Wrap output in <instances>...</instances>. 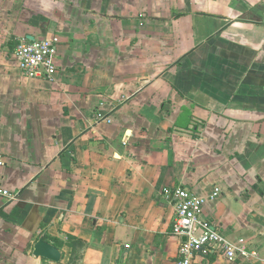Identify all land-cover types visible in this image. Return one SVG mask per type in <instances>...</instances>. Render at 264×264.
Returning <instances> with one entry per match:
<instances>
[{
    "label": "crops",
    "instance_id": "0c3cea01",
    "mask_svg": "<svg viewBox=\"0 0 264 264\" xmlns=\"http://www.w3.org/2000/svg\"><path fill=\"white\" fill-rule=\"evenodd\" d=\"M53 36L55 75L24 74ZM0 154V264H176L179 186L256 252L194 264H264V0H0Z\"/></svg>",
    "mask_w": 264,
    "mask_h": 264
},
{
    "label": "built area",
    "instance_id": "2783aa9c",
    "mask_svg": "<svg viewBox=\"0 0 264 264\" xmlns=\"http://www.w3.org/2000/svg\"><path fill=\"white\" fill-rule=\"evenodd\" d=\"M59 42L58 36L39 40L23 38L14 53L19 68L30 77L52 78L57 72L56 56ZM98 120L111 121L103 113L98 114ZM5 163L4 156L0 154V169ZM164 193L176 208L173 234L181 239L176 264H194L197 256H208L213 253L222 254L231 261L256 254L245 245L228 240L220 232L217 224L205 217V197L183 186L167 189ZM19 195L18 191L5 186L0 174V200L14 202L19 199ZM220 195L221 188L216 187L211 197Z\"/></svg>",
    "mask_w": 264,
    "mask_h": 264
},
{
    "label": "water",
    "instance_id": "95a60500",
    "mask_svg": "<svg viewBox=\"0 0 264 264\" xmlns=\"http://www.w3.org/2000/svg\"><path fill=\"white\" fill-rule=\"evenodd\" d=\"M33 255L37 258L43 257L54 262H60L63 258V252L53 243L44 239V236H40L39 239L33 245Z\"/></svg>",
    "mask_w": 264,
    "mask_h": 264
},
{
    "label": "trees",
    "instance_id": "16d2710c",
    "mask_svg": "<svg viewBox=\"0 0 264 264\" xmlns=\"http://www.w3.org/2000/svg\"><path fill=\"white\" fill-rule=\"evenodd\" d=\"M55 242H57V245H58V240ZM82 243L83 242L80 239H78L74 236H69V245L73 248V250H74L73 253H75V251H77V249L83 245Z\"/></svg>",
    "mask_w": 264,
    "mask_h": 264
}]
</instances>
